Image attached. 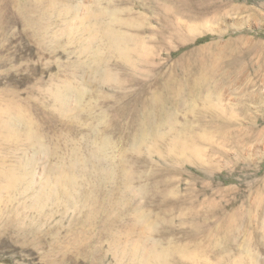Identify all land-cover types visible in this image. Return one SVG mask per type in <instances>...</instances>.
Wrapping results in <instances>:
<instances>
[{
	"label": "rangeland",
	"instance_id": "1",
	"mask_svg": "<svg viewBox=\"0 0 264 264\" xmlns=\"http://www.w3.org/2000/svg\"><path fill=\"white\" fill-rule=\"evenodd\" d=\"M0 264H264V0H0Z\"/></svg>",
	"mask_w": 264,
	"mask_h": 264
},
{
	"label": "bare ground",
	"instance_id": "2",
	"mask_svg": "<svg viewBox=\"0 0 264 264\" xmlns=\"http://www.w3.org/2000/svg\"><path fill=\"white\" fill-rule=\"evenodd\" d=\"M109 37H110V39H111V41L117 46V47H119V46H121V44H126L125 42H127L126 40H125V37L123 36H120V35H118V34H116L115 32H113V31H110L109 32ZM124 46H126V45H124ZM128 47V46H127ZM126 49V48H125ZM128 49V48H127ZM130 50V49H129ZM128 50V51H129ZM123 53L124 54H126V52H125V50L123 51ZM128 54V53H127ZM127 56V55H126ZM13 171V170H12ZM14 172V171H13ZM17 172V171H16ZM15 172V173H16ZM15 173H7L6 174V177L9 179V180H14L15 178ZM8 180V181H9ZM15 184V183H14ZM14 186V185H13ZM158 259V258H157ZM160 262H162V261H160ZM159 262V263H160ZM163 263V262H162Z\"/></svg>",
	"mask_w": 264,
	"mask_h": 264
}]
</instances>
